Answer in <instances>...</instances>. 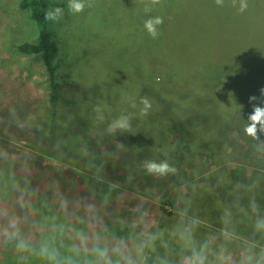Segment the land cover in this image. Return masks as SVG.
<instances>
[{
  "label": "rangeland",
  "instance_id": "374dc122",
  "mask_svg": "<svg viewBox=\"0 0 264 264\" xmlns=\"http://www.w3.org/2000/svg\"><path fill=\"white\" fill-rule=\"evenodd\" d=\"M22 1L0 0V243L15 239L28 245L53 236L61 242L63 240L57 236L66 226L74 234L79 227L87 228L93 236V226L101 220L99 213L118 196L120 203L129 202V207L138 208V215L146 222L145 232L148 233L144 234L164 229L171 236L170 240L166 239L167 248L161 245L159 239L156 240L157 244L154 243L151 251L145 253L148 256L146 261L143 260L145 264H161L163 258L169 259L172 264H184L180 242L175 236V228L180 221L178 213L183 208L188 209L185 222L193 217L201 221L194 237L197 242L209 245L207 264H241V258L246 255L252 257L249 264H254L264 258V233H256L252 228L255 216L258 213L264 216V131L259 130V124L257 140L232 134L235 137L225 151H208L205 148L182 151V140L180 148L175 149L173 143L164 138L166 150L163 156L157 147L140 150L138 130L115 134L98 132L77 114L81 108L84 109L82 114L87 116L94 111L90 108H93L91 103L96 95L85 96V90L93 79L100 85L101 95L105 94L104 97L109 99L98 105L105 108V116L123 111L126 98L122 92L135 85V74L129 72L130 80L126 86H115L110 79L107 80L109 74L105 63L114 66L115 62L112 64V60H105L108 51L104 50L109 43L119 44L117 39L124 41L121 38L123 32L129 33L132 39L135 36L152 38L142 27L146 4L151 6L150 15L163 18L158 29V36H162L158 49L162 51L157 59L162 62L167 53L174 57L171 64L175 66L170 72H165L171 80V86L166 88V98L155 101L162 109L169 110L170 100L179 96L182 110V74H187L193 81L195 90H185L186 98L195 94L201 100H212L215 84L210 83L211 73L206 66H222L220 61L223 56L219 47L209 53L205 51L207 47L210 51L211 45L216 47L218 41L224 40L231 33L232 24L219 25L214 21L217 18H210L206 13H200L203 17L199 16V19L193 16L197 10L187 15L185 11L196 0H155V3L153 0H86L82 12L66 14V17L75 19L76 16L77 19L68 21L64 13V19L59 24L49 25L62 50L56 61L57 83L52 86L39 59L17 50V45L35 43L38 36V26L29 11L21 7ZM249 1L250 5L242 13L235 5L234 19L246 18L253 25V32L248 38L256 46L250 49L257 48L261 53L264 48V6L260 7V3L264 2ZM47 3L49 10L53 6L63 9L67 0H48ZM231 5H234L233 0H229ZM252 7L257 8L253 11ZM81 22H84L87 34H95L104 42L93 53L91 67L85 72L82 71L88 65L85 60L82 61V56L87 42L82 41L79 47L75 44L67 47V39L74 36V28ZM176 33L182 36V40L170 47L171 38L167 36ZM78 38L81 41L84 37L80 34ZM132 39H128L125 45L133 42ZM152 43L146 46V52L153 50ZM237 48L241 55H247L246 47ZM78 50L81 52L79 62L83 65L74 70L73 76L81 77L77 84L86 80L88 83L74 87L66 83L65 74L69 72L74 53ZM117 52L108 53L122 62ZM135 52L136 49L132 54ZM241 55L240 60L246 58ZM189 60L201 63L196 67H186L184 64ZM237 66L242 67V63ZM176 79L181 87H176L174 95L168 97ZM254 106H264V96L258 95L249 103V115ZM166 121L170 123L169 116H166ZM160 125L150 121L145 126L146 132L157 135L154 137L156 141L160 139V131H163ZM174 129L182 139V132ZM67 135L69 143L82 146V151L79 149L77 152L74 148L67 153L71 158H59L56 141ZM183 145L188 146L185 142ZM145 159H168L177 168V173L165 177L147 175L140 167ZM110 184L117 187L110 189ZM105 198L107 202L102 203ZM89 205H95L94 211L89 210ZM131 217L133 219L137 215L131 214ZM225 219L228 220L227 225L223 223ZM98 225L102 226L101 223ZM223 227L234 235L223 239L220 232ZM10 232L15 236H10ZM128 235L122 239L132 247L134 234L130 232ZM113 238H118V235H105L103 241L110 242ZM67 248L57 249L63 253Z\"/></svg>",
  "mask_w": 264,
  "mask_h": 264
},
{
  "label": "trees",
  "instance_id": "16d2710c",
  "mask_svg": "<svg viewBox=\"0 0 264 264\" xmlns=\"http://www.w3.org/2000/svg\"><path fill=\"white\" fill-rule=\"evenodd\" d=\"M47 1L48 0H23L21 2V7L29 11L32 20L38 26V36L35 43L24 42L17 45V50L21 54L35 56L39 59L47 71V79L49 83L52 86H55L57 83L56 74L58 71L56 61L62 50L60 49V42H58L54 36V32H52L49 25L44 24L42 20L43 13L49 10ZM254 1L259 2V0H250L249 3ZM260 2H264V0H260ZM261 6H264V3H260V7ZM192 7L188 8V11H185L186 14L197 10V13H194L193 16H197L199 19L200 17H203L200 13H206L211 16L210 18H217L214 19V21L219 22V25L222 23L232 24L231 33L226 35L227 37L224 40L218 41V45H216V47L214 46L215 44H213V46L211 45L210 47V51L208 47L205 51L209 53L212 52L213 49L219 47L221 55L223 56L222 60H219L220 63H223L222 66H219V64L215 66H206V68H209V72L211 73L210 83L215 84L212 90L214 91L212 100H201L197 98L195 94H189L186 98L184 96V94H186L184 93L185 90H195L192 84L193 81L187 76V74H182V87L176 79L174 87L170 88L168 93V97L172 96L175 93V88L181 87L180 89L183 94L182 110L179 105V96L170 100L171 107L169 110L162 109L155 101H162L166 98V88L171 86V80L165 72H167V70L170 72L171 67L175 66L171 64V62L174 61V57L167 53L168 55H165L162 62L157 59L162 51L158 49V45L162 41V36H158L155 39L135 36V39H132L129 33L123 32L121 38L125 39L124 41L117 39L119 44L109 43L104 50L108 52L113 50L118 51L117 54L120 53L119 60L122 61H116L112 57V54L106 52L105 60H112L110 62H113L112 64L115 62L114 66H107L109 63H105V68L109 74L107 80L110 79V82H112L115 86H126L130 80V75L128 74L130 71H133L135 74V85L128 86V89L122 92V96L126 98L125 105H123L124 102L122 101L123 111L105 116L104 123L95 119L94 111L89 113L90 116H87L86 114H82L84 109L81 108L79 110V113L77 114L80 117L85 118L94 130L98 132L105 131L106 123L109 119L115 118L121 113H130L132 116L131 126L127 130H138L137 137L140 142V150L143 147L151 149L152 147H157L162 151V154L166 150L164 148L166 147L165 141L163 140L164 138L169 143L171 141L173 143V148L175 147V149L180 148L182 140V151L191 148H205L208 151H225L229 147V143L233 140L232 138L235 137L232 134L239 135L240 137H246L243 135L242 128L245 123L249 122L248 106L249 103L254 100L250 99V97H257L260 95V89L263 88L264 85V48L261 52L263 55L257 51V48L250 49V47L256 46L251 42L252 39L250 41L248 38V36L253 32V25H251L246 18L234 19L233 12L236 8L234 5L229 6V0H223L221 5H218L216 0H196ZM252 8L254 11L257 7ZM64 13L66 17L67 11L65 10ZM67 17L69 18L68 21L77 19L76 16L75 19L72 18V16ZM74 29V36H69L67 39V47L72 46L73 44L79 47L82 41L87 42L84 46L85 53L82 56V61L85 60L86 65H88V68L82 71L85 72L91 67L94 56L93 53L104 45L103 38L96 36L95 34H87L84 22L76 25ZM71 32L72 30L70 33ZM80 34H82V38L84 37L81 41H79L80 39L78 38ZM172 35L167 36L171 38V42L169 43L170 47H173L176 43H178V41L182 40L181 35L177 33L174 36ZM130 38L133 42H128V44L125 45ZM151 42H153L151 45V49L153 48V50L151 52H149L150 50L146 52V46ZM237 46L246 47L247 55H241ZM67 47L66 52L69 51L67 50ZM134 49H136V52L132 54ZM236 54L239 55L235 59L234 57ZM240 55L242 57L246 56L248 61L246 58L240 60ZM80 58L81 52L78 50L74 53L72 66L69 72L65 74L66 83L74 85V87H77L82 83H88V80H86L77 84L76 81L81 79V77L73 76L74 70L76 68H81L83 65L79 62ZM165 58L168 60H165ZM86 59H89V61ZM240 62L242 63V67L237 66ZM199 63L201 62L189 60L186 61L184 65L186 67H196ZM175 64L177 66V62H175ZM202 67L204 66H199L198 68ZM95 72L97 73V70H95ZM96 83L97 81L93 79L91 81V85L87 86L89 88L85 90V96L90 95L93 97L96 95L94 102L91 103L93 108L103 103L104 99L105 103L109 101L108 98L104 97L105 94L104 96L101 95L98 88L100 85H97ZM104 91L107 93L108 90L105 88ZM106 95L108 96V94ZM141 97H147L152 105L145 115L139 114V108L141 107V105H139V100ZM128 98L135 99L137 108L134 109L130 106ZM93 108L90 109L94 110ZM166 116H169V124L167 121L165 122ZM150 121L158 123L159 125L162 124L160 125V130L163 129V131L161 130V134H158L160 137L158 141L154 139L157 135L152 136L150 134L151 132H146V123ZM100 125L102 126L99 127ZM174 127L182 132V139L178 137L177 134H179V132H176ZM165 133L166 135L162 136ZM68 137L69 135H67L64 139L56 141V143L58 142L59 144V153L57 155L59 158H71V156H68L67 153L68 151L71 152L74 148H77V152L79 149L82 151V146H72L67 140ZM184 138H186L187 141L183 140ZM183 142L188 144V146H184ZM117 198L118 196H115V201L112 203V207H115L113 214L110 213L107 216L108 219L114 218L110 220H114L115 224L110 225L109 228L108 225H106V227L104 226L105 223H102V226L94 225L92 230L94 233L93 236L87 228L79 227L77 233L80 235H77V233L74 234L70 228L66 226L63 230H61V233H58L60 235H58L57 238L63 240L61 242H66V240L68 242L62 244L57 239L54 241L56 248H64L68 246V248L60 254L75 256L77 252H79L81 258L90 255V249L97 236H100L103 240V236L105 237V235H110L112 237L118 235V238L122 239L132 232L134 234V237H132L133 240L145 238V227L139 224V220L136 221L137 218L135 220L132 219L131 213L127 212V202L122 204L120 203V199ZM165 231L164 238L170 240L169 238L171 236L167 231ZM132 238L131 241H133ZM88 240L90 243H87ZM41 241L44 240L42 239L34 244L31 243L28 245L36 247L41 243ZM154 243H156V241ZM156 248L152 251H156ZM150 251L151 246L145 249V253ZM147 258L148 256L146 259ZM146 259L144 260L146 261ZM0 264H42V261L32 252H21L19 249L15 248L8 249L6 247V243H0ZM138 264H145V262L138 259Z\"/></svg>",
  "mask_w": 264,
  "mask_h": 264
},
{
  "label": "clouds",
  "instance_id": "9594fccd",
  "mask_svg": "<svg viewBox=\"0 0 264 264\" xmlns=\"http://www.w3.org/2000/svg\"><path fill=\"white\" fill-rule=\"evenodd\" d=\"M155 3V0H153ZM218 5L223 3V0H216ZM234 6L238 5L237 11L244 12L248 8V0H233ZM86 0H67L64 8L53 6L50 10L43 13V23L47 25L59 24L64 19V11L66 10L70 14H78L85 8ZM151 6L146 4L143 9L144 17L142 20V27L152 38H156L159 35V26L163 23V18L159 15H150ZM260 95L264 96V88L260 89ZM250 99H256V97H250ZM128 102L132 108H137V103L134 98H128ZM139 114L145 115L152 107L150 100L147 97H141L139 100ZM105 108L102 106H96L94 108L95 119L101 123L105 122L104 115ZM132 116L130 113H121L115 118L109 119L106 123L105 131L109 134H115L117 132H124L131 126ZM247 123L244 124L242 132L244 136L251 137L253 140H257V124L260 125V131H264V106H254L252 113L248 117ZM140 167L145 174L151 176L165 177L168 175H175L177 168L169 162L168 159H145L141 161ZM117 185L110 184L109 188L114 189ZM193 191L195 185L192 186ZM105 198L102 203H106ZM90 211H94L95 205L88 206ZM180 221L175 228L176 239L180 242L179 246L182 252L181 259L184 264H207L208 254L207 249L209 247L207 242H197L194 237V231L200 224L198 217H193L185 222V218L188 216V209L183 208L178 213ZM227 225L228 220L223 221ZM253 231L256 233H264V216L259 213L255 216L252 222ZM164 229H158L156 232H150L147 238H138L131 241L132 247H129V243L121 238H113L110 242H104L100 236H97L91 249L90 255L80 257L79 252L75 256L73 255H61L55 246V237H51L36 246L32 247L27 244H21L15 239L10 242H6L8 249H19L21 252L29 251L34 253L42 264H138L139 260L146 259L145 249L149 246H154V242L159 239L161 245L165 248L168 246V241L164 238ZM223 239L227 240L234 234L230 232L227 227H223L220 230ZM10 236H15V233L10 232ZM77 235H80L77 233ZM223 250V249H222ZM252 260L251 256H243L241 258V264H249ZM161 264H172V262L163 258ZM254 264H264V258L258 259Z\"/></svg>",
  "mask_w": 264,
  "mask_h": 264
},
{
  "label": "crops",
  "instance_id": "0c3cea01",
  "mask_svg": "<svg viewBox=\"0 0 264 264\" xmlns=\"http://www.w3.org/2000/svg\"><path fill=\"white\" fill-rule=\"evenodd\" d=\"M127 204H128V207H127V210L128 211L127 212H130L131 214H136L137 217H134L133 219L135 220L137 218L136 221L139 220L138 221L139 224H141L142 226H144L145 227V230H146V222L144 223V220L142 221V219L140 218V215H138L139 214V212L137 211L138 208L136 206L135 207L133 206L134 208L132 206L129 207V205H130L129 202H127ZM103 209H104V211H106V214L104 213V211L103 212L101 211V213H99L100 214V217H101V220H99V222L96 225H98L99 223H101V224L102 223H105L106 225H109V224L110 225H113V224H115L114 220H110V219H114V218L108 219V217H107L108 214H110V213L113 214V212H114L115 207H112V203H108L107 206L106 207L104 206ZM106 221H107V223H106ZM145 233H148V232H145ZM148 236H149L148 234H145V238H147Z\"/></svg>",
  "mask_w": 264,
  "mask_h": 264
}]
</instances>
